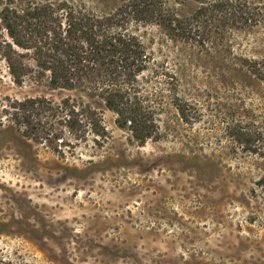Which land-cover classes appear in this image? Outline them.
<instances>
[{"label":"rangeland","instance_id":"rangeland-1","mask_svg":"<svg viewBox=\"0 0 264 264\" xmlns=\"http://www.w3.org/2000/svg\"><path fill=\"white\" fill-rule=\"evenodd\" d=\"M122 1L0 0V264H264V81L248 68L264 65V0H163L188 38L130 23L184 109L162 111L161 136L142 145L100 96L10 74L4 5L78 14ZM38 96L81 99L105 132L77 139L64 113L53 142L16 125L11 105Z\"/></svg>","mask_w":264,"mask_h":264},{"label":"trees","instance_id":"trees-1","mask_svg":"<svg viewBox=\"0 0 264 264\" xmlns=\"http://www.w3.org/2000/svg\"><path fill=\"white\" fill-rule=\"evenodd\" d=\"M61 10L53 3L31 9L2 7V20L13 40L6 42V61L15 82L22 84L34 72L39 78L47 77L53 88L86 90L104 100L116 114L117 125L129 131L139 144L158 139V115L162 111L174 107L184 114L178 78L156 62L130 23L156 22L183 38L195 36L191 23H184L186 19L164 7L163 0H124L101 12ZM27 55L34 65L24 59ZM248 68L264 81L263 64L251 63ZM11 106L16 125H30L31 133L41 131L50 142L57 138L51 119L60 113H64L63 122L77 139L86 138L89 131L105 132L99 113L81 99L66 97L56 104L38 96ZM24 132L30 135L28 129Z\"/></svg>","mask_w":264,"mask_h":264}]
</instances>
